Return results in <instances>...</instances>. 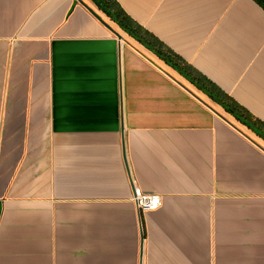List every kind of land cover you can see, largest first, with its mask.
<instances>
[{
    "label": "crops",
    "instance_id": "obj_1",
    "mask_svg": "<svg viewBox=\"0 0 264 264\" xmlns=\"http://www.w3.org/2000/svg\"><path fill=\"white\" fill-rule=\"evenodd\" d=\"M116 1L264 124L256 0ZM87 8L0 0V264H264V142Z\"/></svg>",
    "mask_w": 264,
    "mask_h": 264
},
{
    "label": "trees",
    "instance_id": "obj_2",
    "mask_svg": "<svg viewBox=\"0 0 264 264\" xmlns=\"http://www.w3.org/2000/svg\"><path fill=\"white\" fill-rule=\"evenodd\" d=\"M99 12L110 22L115 24L120 31L138 42L150 51L166 66L178 73L182 78L204 94L211 102L219 106L226 114L237 123L244 126L256 137L264 142V124L252 116L235 100L218 90L214 86L196 76L188 66L170 50L164 48L160 42L148 31L134 22L120 7L116 0H89ZM264 8V0H256Z\"/></svg>",
    "mask_w": 264,
    "mask_h": 264
},
{
    "label": "built area",
    "instance_id": "obj_3",
    "mask_svg": "<svg viewBox=\"0 0 264 264\" xmlns=\"http://www.w3.org/2000/svg\"><path fill=\"white\" fill-rule=\"evenodd\" d=\"M131 201L139 212H152L162 205V197L157 193L144 192L132 185Z\"/></svg>",
    "mask_w": 264,
    "mask_h": 264
},
{
    "label": "water",
    "instance_id": "obj_4",
    "mask_svg": "<svg viewBox=\"0 0 264 264\" xmlns=\"http://www.w3.org/2000/svg\"><path fill=\"white\" fill-rule=\"evenodd\" d=\"M80 4H82L83 6H85L87 8V6L81 1V0H77ZM88 11L105 27L107 28L112 34H114L119 40L122 39V36L108 23L106 22L104 19H102L95 11H93L90 8H87ZM184 79V78H183ZM185 80V79H184ZM208 106V105H207ZM208 108H210L216 115H218L220 118L224 119L225 118L220 115L219 113H217L215 110H213L211 107L208 106Z\"/></svg>",
    "mask_w": 264,
    "mask_h": 264
},
{
    "label": "rangeland",
    "instance_id": "obj_5",
    "mask_svg": "<svg viewBox=\"0 0 264 264\" xmlns=\"http://www.w3.org/2000/svg\"><path fill=\"white\" fill-rule=\"evenodd\" d=\"M102 17H103V16H102ZM103 18H104V20H105L106 22H108V23L110 22L107 18H105V17H103ZM110 23H111V22H110ZM112 25H113V24H112ZM113 27L115 28L116 31L119 32L118 27H116V26H114V25H113Z\"/></svg>",
    "mask_w": 264,
    "mask_h": 264
}]
</instances>
